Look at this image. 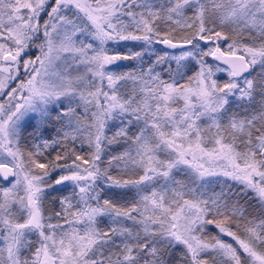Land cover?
<instances>
[{"label": "snow or ice", "instance_id": "1", "mask_svg": "<svg viewBox=\"0 0 264 264\" xmlns=\"http://www.w3.org/2000/svg\"><path fill=\"white\" fill-rule=\"evenodd\" d=\"M0 96V264H264V0H0Z\"/></svg>", "mask_w": 264, "mask_h": 264}, {"label": "trees", "instance_id": "2", "mask_svg": "<svg viewBox=\"0 0 264 264\" xmlns=\"http://www.w3.org/2000/svg\"><path fill=\"white\" fill-rule=\"evenodd\" d=\"M227 43H228V42H226V41H221V44H222V45H226ZM156 47H157L158 49H160L161 52L167 51V50H165V49L162 48V47L160 48L158 45H157ZM202 47H204V48L206 49V46H205L204 44H202ZM32 50L35 51L36 49H32ZM117 50L126 51L127 49H126V48H119V49H117ZM207 59H208L209 63H213V64L218 63V62H215V61L213 62L209 57H208ZM134 63H135L134 61H127V63L122 64V66H120V68H121V70H123L124 68H127L128 66H131V65H133ZM222 66H223V65H222ZM223 67H224V66H223ZM218 78H219L221 81L227 79L226 77H224V76H222V75L218 76ZM15 83H16V82H13V85H15ZM23 146H25V147H30V144H28V145H23ZM122 148H123L122 145L117 146V150H122ZM84 149H85V148H84ZM84 149L81 150L80 147L77 146V151L81 152V154H83V155H86V154H87V151H86V153H85ZM59 150H60V149H59ZM49 152H50V151H49ZM51 153H52V152H51ZM84 153H85V154H84ZM40 160H41V162H47V161L44 160V157H40ZM114 171H115V170H114ZM230 183H231V182H230ZM60 190H62L63 193H64V191H65V193H67V195H70V194H71V192L67 189V185H63V188L60 189ZM216 191H219V187H216ZM51 197H52V196H50V198H51ZM55 204H56V208H55V210H59V204L57 203V200H56ZM248 204L250 205V207H249V213H250V216L256 217L257 220H259V219L261 218V214H260V212L258 211V209H259V205L255 202V200H249V201H248ZM106 220H107V218H101V222H100V226H101V227H107ZM208 231H209L210 233H212V234H216L218 230L215 229V227H214L213 225H209V226H208Z\"/></svg>", "mask_w": 264, "mask_h": 264}, {"label": "rangeland", "instance_id": "3", "mask_svg": "<svg viewBox=\"0 0 264 264\" xmlns=\"http://www.w3.org/2000/svg\"><path fill=\"white\" fill-rule=\"evenodd\" d=\"M70 15H71V13H69ZM81 39H83V37H81ZM201 43V45L202 44H204V42L203 41H201L200 42ZM205 46H206V49H207V47H209L210 45H206V44H204ZM110 47H111V45H110ZM178 52V51H177ZM30 55H38L39 53H38V51L37 50H32L31 51V53H29ZM210 59H211V57H209ZM125 63H127V61H122V62H120V66H122V64H125ZM215 64H217V63H215ZM222 66V65H221ZM223 67V66H222ZM220 75H222V76H224V77H226L227 78V76H226V73H222V74H219L218 76H220ZM5 99H6V97H4V96H0V103H2V102H4L5 101ZM50 152H46L45 153V155L46 156H48V158L49 159H52V154H53V152H54V154H56V152L57 151H60L59 150V148H57V149H55V150H53V152L51 153V149L49 150ZM84 151H85V153H86V151H88L87 150V147L85 146V149H84ZM48 153H51V155H49ZM84 153V154H85ZM54 158V157H53ZM60 163H64V161L62 160V161H60ZM58 175V173L57 172H53L52 173V176L50 177V179H52V178H55L56 176ZM65 185H67V189L71 192L72 191V186H71V183L70 182H66V184ZM57 188H59V195H57V198H59L60 196H63V195H67V193H65V191H64V193L62 192V190H60V189H62L63 188V185H60V186H57ZM50 196L46 199V201H45V208L47 209V210H51V204H50ZM218 232V231H217ZM34 239H35V237H33ZM225 240H228L229 242H232L231 241V238L230 237H223ZM234 243V242H233ZM0 247H2V241H0Z\"/></svg>", "mask_w": 264, "mask_h": 264}, {"label": "flooded vegetation", "instance_id": "4", "mask_svg": "<svg viewBox=\"0 0 264 264\" xmlns=\"http://www.w3.org/2000/svg\"><path fill=\"white\" fill-rule=\"evenodd\" d=\"M224 66V65H223ZM224 67H226V66H224ZM51 152H53V150H51ZM49 154V153H48ZM52 156V158L55 156V154H54V152H53V154L51 155ZM59 189V188H58ZM57 195H59V191H55L54 192V195H52V197H51V199H50V204L52 205L51 206V210H55V208H56V204H55V202H56V200H57Z\"/></svg>", "mask_w": 264, "mask_h": 264}, {"label": "water", "instance_id": "5", "mask_svg": "<svg viewBox=\"0 0 264 264\" xmlns=\"http://www.w3.org/2000/svg\"><path fill=\"white\" fill-rule=\"evenodd\" d=\"M160 48L162 47V48H164L165 50H167V51H179V49H177V50H171V49H167L166 48V46H164V45H158ZM211 60L214 62V60L211 58ZM215 62H218V61H215ZM219 63V62H218Z\"/></svg>", "mask_w": 264, "mask_h": 264}]
</instances>
